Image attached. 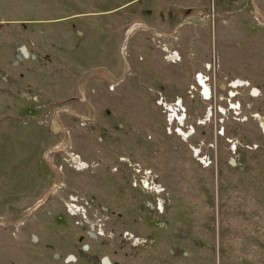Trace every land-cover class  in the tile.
<instances>
[{
	"label": "rangeland",
	"instance_id": "obj_1",
	"mask_svg": "<svg viewBox=\"0 0 264 264\" xmlns=\"http://www.w3.org/2000/svg\"><path fill=\"white\" fill-rule=\"evenodd\" d=\"M0 264H264V0H0Z\"/></svg>",
	"mask_w": 264,
	"mask_h": 264
},
{
	"label": "built area",
	"instance_id": "obj_2",
	"mask_svg": "<svg viewBox=\"0 0 264 264\" xmlns=\"http://www.w3.org/2000/svg\"><path fill=\"white\" fill-rule=\"evenodd\" d=\"M167 58L170 59V61L172 62H176L177 60L180 59L178 51H173V52L170 51L167 55ZM66 162L70 167L75 168L77 170H83L89 167V163L83 160L81 156L75 152L68 153V156L66 157ZM133 168L135 171L134 183L135 185L140 186L143 191L156 193V194H161L165 191V188L162 186V184L157 181L156 175L154 174L152 169L143 168L141 165H133ZM69 211L71 212V214L79 215L80 217L86 218L87 210L84 206L80 207V205L75 203L69 207ZM102 220L103 218H100L97 219L95 223H91L92 228L97 232L98 235H105V227L103 223L100 222Z\"/></svg>",
	"mask_w": 264,
	"mask_h": 264
},
{
	"label": "bare ground",
	"instance_id": "obj_3",
	"mask_svg": "<svg viewBox=\"0 0 264 264\" xmlns=\"http://www.w3.org/2000/svg\"><path fill=\"white\" fill-rule=\"evenodd\" d=\"M198 78V80H199V82L198 83H200V85L204 88L203 89V91H202V94H204V96H205V98L206 99H210V88H209V86H208V84H207V78H205V76L203 75V74H199V76L197 77ZM246 84H248L247 82H244V81H241V80H238V81H234L231 85L233 86V87H238V86H243V85H246ZM251 95L253 96H255V93L254 92H251ZM179 104L180 103H176V106H179ZM232 108H236L237 109V107H235L234 105L232 106ZM174 109V108H173Z\"/></svg>",
	"mask_w": 264,
	"mask_h": 264
},
{
	"label": "water",
	"instance_id": "obj_4",
	"mask_svg": "<svg viewBox=\"0 0 264 264\" xmlns=\"http://www.w3.org/2000/svg\"><path fill=\"white\" fill-rule=\"evenodd\" d=\"M107 260H105V262H106Z\"/></svg>",
	"mask_w": 264,
	"mask_h": 264
}]
</instances>
